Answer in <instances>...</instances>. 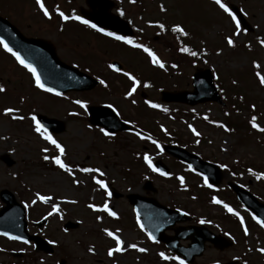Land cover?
Segmentation results:
<instances>
[{
	"label": "rangeland",
	"instance_id": "1",
	"mask_svg": "<svg viewBox=\"0 0 264 264\" xmlns=\"http://www.w3.org/2000/svg\"><path fill=\"white\" fill-rule=\"evenodd\" d=\"M115 2L123 7L125 16L132 20L133 26H138L139 34H145L144 37L150 41L155 49L153 51L164 64L160 71L152 69L143 55L122 54L107 45L105 49L108 51L101 56L97 53L102 48L101 44H95L84 30L66 24L64 31H59L56 25L49 22L43 24L33 0H0L2 16L13 22H23L27 16L30 24L39 20L44 30L35 31L32 28L30 32L52 40L63 60L79 65L78 68L105 82L89 91L69 92L56 98L33 88L35 85L28 74L29 70L0 47V85L5 87V91L0 93V155L9 153L15 160L11 167L0 163V189L7 188L13 192L25 207L31 231L38 230L32 226V221L47 216V223L41 226L40 231L44 238L53 242L51 245L54 248L48 256L33 250L30 245L0 240L4 247L21 249L24 253L22 257L14 258L9 251L0 252V264H179L177 260H163L160 257L159 253L163 252L161 246L148 242L147 235L138 227L137 217L124 197L129 192H141V183L146 179H150L157 188L154 196L161 203L192 215L194 224L204 220L202 224L209 229L234 241L233 245L221 251L210 244L206 245L194 264L228 261H236L235 264H264V252L259 251L264 248V227L256 222L248 224V227L237 224L235 217L241 220L249 214L225 187L226 180H233L264 202V176L257 179L254 175L264 173V131L261 130L264 129V85L260 84L257 75L264 76V44L261 43L264 41V0H223L226 5L233 3L239 6L252 28L251 32L242 31L236 36H233L236 29L231 18L226 12L221 13V8L213 0ZM55 3L64 11L85 6L84 0H56ZM44 4L48 5V2L44 1ZM161 6L164 11H161ZM158 19L170 25L179 24L188 35L177 32L170 34L169 30L164 32L157 26L146 25L148 21ZM153 36H157V39ZM228 36H233V46L227 44ZM62 39L68 42L58 44ZM180 40L190 45V51L197 55L179 51ZM71 46H82L81 49L75 48L80 51V57H75ZM83 50L96 53L90 56L83 54ZM115 58L121 59L124 65L122 71L116 72L106 66L107 61ZM205 67L213 70L225 105L208 103L189 108L177 103H160L158 87L190 89L191 74L196 68ZM124 72L140 81L132 96L126 95L132 82L128 78L126 80ZM144 81H151L153 87H147ZM141 91L145 93L144 98L140 95ZM76 100L84 102L85 107L76 104ZM102 104L112 105L111 108L127 121L132 130L105 135L100 131L101 127L91 125L86 113L87 106ZM151 104L160 107L151 109ZM250 105L255 108L254 111ZM5 108L18 111L5 114ZM167 109L180 111L171 112V115ZM35 113L64 121L65 130L51 135L64 148L61 159L72 169L71 174L60 169L51 159H43L45 155L52 157L60 153L35 131L32 120ZM253 117L258 125L256 128L252 127ZM192 129L199 135H195ZM147 131H152V136L161 132L164 135H160L161 140H156ZM137 132L141 135L137 136ZM172 133L178 145L203 159L221 167L223 165L221 186L209 188L185 164H179L173 157L161 152V144ZM141 136L151 139H142ZM45 148L47 152L42 151ZM145 153L152 162L156 158L162 159L171 175L155 174L146 167V163L141 164L140 155L144 156ZM80 168H98L104 175L81 172ZM181 176L184 177L183 186L178 179ZM93 177L104 180L110 192H119L122 196H109ZM37 193L51 196L52 200L41 202L37 199ZM206 194H215L221 203H213ZM33 200L37 202L33 204ZM105 201L117 213L116 217L88 207L89 204L102 207ZM52 204H57L59 211L48 215L52 211ZM224 205L233 211L229 212ZM66 220L78 222L79 225L75 229L65 230L62 225ZM104 229L120 236L125 251L114 253L112 257L107 255V250L115 247V242ZM128 244H136L137 248H127ZM89 248L93 251L90 252ZM139 248L147 251L140 252L137 250Z\"/></svg>",
	"mask_w": 264,
	"mask_h": 264
},
{
	"label": "water",
	"instance_id": "2",
	"mask_svg": "<svg viewBox=\"0 0 264 264\" xmlns=\"http://www.w3.org/2000/svg\"><path fill=\"white\" fill-rule=\"evenodd\" d=\"M92 8L91 12L85 13V16L92 21H95L99 25L114 29L118 32L124 34H130L129 30L124 27L125 25L119 24L118 22L113 21V18L107 14L111 3L109 2H88ZM233 11L240 18L241 23L246 29H249L248 25L245 23L241 14L236 7H232ZM117 19V18H116ZM118 20V19H117ZM121 22V21H120ZM123 22V21H122ZM0 23H6V21L0 18ZM125 23V22H124ZM126 24V23H125ZM11 31L14 32L16 39H12L6 31L0 25V37L5 40H8L12 45L18 48L21 52V58L26 62L33 65L35 70L38 73V76L41 80V83L48 88H52L58 92H64L68 89L75 90H86L91 89L96 84V81L89 78L88 76L67 67L66 65L60 63L55 57L52 48L43 41L22 39L19 37L16 30L10 27ZM48 53L52 58L53 62L63 70H73L75 75L61 76L53 75L48 69L47 63L42 65L41 61L35 58L34 54L36 50ZM17 50V49H16ZM18 51V50H17ZM193 86L194 89L191 92H179L171 93L167 91H162L161 96L164 101L171 100H184L189 104L194 105L199 102L216 100L221 102L217 92L212 84V76L209 70H199L193 76ZM89 113L91 115V121L94 124H101L110 131L115 130H124L127 127L120 122L116 116L112 113L111 110L105 107H90ZM39 121L43 124L48 130L53 132H60L63 130V123L55 119L47 118L45 116L39 115ZM164 149L174 155L175 157L186 161L192 167L196 168L200 172L204 173L210 183L218 184L220 181V169L206 161L201 160L197 155L189 153L187 150L175 147V146H165ZM8 165L11 164L10 160L6 161ZM158 168L167 172V168L160 162L155 163ZM229 185L236 192L237 197L240 201L250 208L259 219L264 221V204L258 202L247 190L239 188L236 184L229 183ZM146 189L152 188L150 182H146ZM118 196V194H115ZM1 199L6 203V206L0 210V231L7 232L12 236H19L25 238V221L23 208L15 201L14 196L10 194L7 190H2L0 192ZM128 201L135 207V210L143 224L152 232L153 236L157 235L158 240H162L169 248L182 254L184 259L187 261H192L194 256L200 255L203 250V243L209 241L214 244L215 247L223 249L231 244L227 239L217 236L207 229L202 227H182L175 230V235L167 236L163 234L162 228L169 227L170 224H173L176 221L186 220L188 217L182 215L179 211L169 210L162 205H160L153 198H145L138 194H129L127 195ZM41 224V222L39 223ZM76 224L67 222L66 227H74ZM30 239H33L36 246L39 249H43L47 252L51 251L49 246L45 243L43 239L38 236H30ZM179 239H190L191 243L188 247L183 248L179 245ZM232 264V263H226Z\"/></svg>",
	"mask_w": 264,
	"mask_h": 264
},
{
	"label": "snow or ice",
	"instance_id": "3",
	"mask_svg": "<svg viewBox=\"0 0 264 264\" xmlns=\"http://www.w3.org/2000/svg\"><path fill=\"white\" fill-rule=\"evenodd\" d=\"M215 3L217 5H219V7L221 9H223L224 12H226L228 14V16L231 18L232 22L234 23L235 25V29L236 31L233 33V36H236L238 35L240 32L242 31H246L245 29H243L241 27V23L239 21V19L237 18L236 14L225 4V3H222V0H215ZM36 4L39 6L40 10L42 11L43 15L45 17H50V13H49V10L45 7V4L43 3V0H36ZM161 11H164V8L163 6H161ZM57 12L60 16L61 19L63 20H69V19H75V20H79L81 23L85 24V25H88L94 29H96L97 31L99 32H103L105 35L107 36H111V37H114L116 40H119V41H123L124 43L126 44H130V45H133L134 47L136 48H142L144 52H146L148 54V56L151 58V61L153 64H156V65H159V67L163 68L164 67V64L159 60V58L156 56V54L150 49V48H147L141 44H135L134 41L132 40V38L130 37H127V36H122V35H117L116 33L114 32H105V30L103 28H97V25L96 24H92L90 23L88 20H85L83 19L82 17L80 16H67L65 15L63 12H59V9H57ZM123 14V13H121ZM159 28L163 31L165 30V26L164 24H159L158 25ZM172 31L173 32H177V33H180L181 35H188L187 32L184 31V29L179 25V24H176V25H173L172 27ZM233 36H228L226 37V41H227V44L229 46H233L234 45V40H233ZM262 44H264V41L261 42ZM0 45H3V47L5 48V50H7L8 52H12V54L16 57V59L19 61L20 64L24 65V67H26L30 72H32L33 76L35 77V82H36V86L38 88H44V84L41 83L40 81V78L39 76L36 74V71L35 69L32 67V65L26 63V61L20 57V55L16 52H13L12 49L8 46L7 43L4 42L3 39H0ZM179 51L181 52H187L189 53L190 55L192 56H196L197 53L196 52H192L190 51V49L186 46H182ZM109 68H111L112 70L116 71V72H119L121 71L120 68H118L115 64H109L108 65ZM173 67H175V65H173ZM124 75L128 77V79L132 82V87L131 89L126 93L127 96H132L133 93L136 91V88H137V85L140 83L139 80L136 79L135 76L131 75L130 73L128 72H124ZM257 75L260 77L259 79V82L260 84L264 85V76H260L259 73H257ZM100 83L101 84H104L105 82L103 80H100ZM235 83V82H234ZM46 91H53V89L51 88H46L45 89ZM5 89L0 86V93L4 92ZM57 95H59V93H57ZM76 104H79L81 107H85V104L84 102L80 101V100H76L75 101ZM133 103H135V101H133ZM146 103H148L146 101ZM151 107L153 108H158L160 107L159 105L157 104H151L150 105ZM109 107H112V105H109ZM15 111H18L17 109H13V108H5L4 109V113L5 114H8V113H12V112H15ZM73 115H75V113H73ZM16 119H23V117H15ZM207 118V117H205ZM32 120L35 124V131L37 133H39L46 141H48L49 143H51L52 145L55 146L56 149L59 150V155H55V156H52V157H49L48 155H45L43 157L44 160H49L51 159V161L57 165L60 169L64 170L65 172L67 173H70L72 172V169L61 159V156L64 155V148L62 147V145L60 143H58L53 137L52 135L48 132V129L43 125L41 124V122L36 118L35 115L32 116ZM127 123V121H126ZM252 127L253 128H256L258 127V125L256 124L255 122V117L252 118ZM189 127L191 128V125H189ZM221 127H223V125H221ZM227 130V129H226ZM262 131H264V129H261ZM101 132H104L105 135H114V133H109L107 131H105L104 129H100ZM193 133L195 135H199L198 132H196L195 129H192ZM137 136H140L141 134L139 132L136 133ZM142 139H151V137H143L141 136ZM152 143L153 144H156L157 147H159V145L157 144V142L155 140H152ZM42 151L44 152H47L48 149L45 148L43 149ZM143 159L145 161V163L148 165V167L153 171V172H158L161 176H170L171 173H168V172H165L163 170H161L160 168L158 167H155L152 163V159L150 156H148L146 153L144 154L143 156ZM223 167V165H222ZM79 171L81 172H85V173H99L100 176H103L104 173L100 171V169L98 168H80ZM249 171L251 172V169H249ZM254 175H256V178L257 179H260L262 176H264V173H254ZM93 179L95 180V182L102 188L104 189V191L109 195L111 196V192L108 190V186L107 184L105 183L104 180L102 179H96V177H93ZM179 181H180V184L183 186L184 184V177H178ZM76 181H74L75 183ZM204 182L205 184L211 188L212 185L211 184H208V181H207V177L204 178ZM37 195V199L41 202H50L52 200V197L51 196H45V195H40L39 193L36 194ZM37 201L36 200H33L32 203L35 204ZM71 203H75V201H71ZM213 203H216V204H220L221 201L218 200L217 198L213 197ZM27 206V205H26ZM88 207L90 209H93L95 211H103V212H106L109 216L111 217H116L117 216V213L115 211H112L111 208L109 207L108 205V202L105 201L102 205V207L100 206H96L94 204H89ZM225 208H227V210L229 212H232L233 210L228 206V205H224ZM59 211V206L57 204H52V211L48 214V215H52L53 213H56ZM187 213H185L186 215ZM234 215H239L238 213H233ZM97 219L99 220L100 217L98 216ZM253 219H256L257 220V223H259L261 225V227H264V221H261L259 219H257L256 217H253ZM241 224L243 225V218H241ZM200 223H205L204 220H201ZM143 226L141 225V228ZM105 233L111 237L114 242H115V247H111L107 250V255L109 257H112L114 255V253H118V252H123L125 251V247H124V241L121 240L120 236L117 235L116 233H114L113 231H109L108 229H104ZM117 232H119V229L116 230ZM244 232H245V235H247V229L245 228L244 229ZM3 235L5 236H8L9 234L7 232L3 233ZM10 239H16V240H21L23 239L22 237H19V236H11L9 237ZM149 239L151 240H155V237H153L151 234H149ZM25 244L29 243V241L27 240H24L23 241ZM49 243H53L52 241H49ZM127 248H132V249H136L137 248V245L136 244H128L127 245ZM138 251L140 252H145L147 251L146 249L144 248H139L137 249ZM89 251H93L92 248H89ZM259 251L261 252H264V248H261L259 249ZM160 257L163 259V260H169V259H174V260H177L179 261V264H185V261L182 260L180 257H169L167 255H165V253L161 252L159 253Z\"/></svg>",
	"mask_w": 264,
	"mask_h": 264
},
{
	"label": "flooded vegetation",
	"instance_id": "4",
	"mask_svg": "<svg viewBox=\"0 0 264 264\" xmlns=\"http://www.w3.org/2000/svg\"><path fill=\"white\" fill-rule=\"evenodd\" d=\"M54 1H56V0H54ZM57 1H59V0H57ZM41 17V16H40ZM50 17L51 18H49V22H50V24H55V25H57V22H56V20H55V18H56V13H55V11H51V15H50ZM42 18V17H41ZM10 21L14 24V25H16V27L24 34V35H26V36H30V37H43V36H39V34H37V33H32V32H30V30L32 29V28H34V30L35 31H41V30H44V26L40 23V21L41 22H43V24L45 23L43 20H38V22L37 23H33V24H30L29 23V21H28V19H27V16H26V18H24L23 19V22H19L18 20L17 21H12V19H10Z\"/></svg>",
	"mask_w": 264,
	"mask_h": 264
}]
</instances>
